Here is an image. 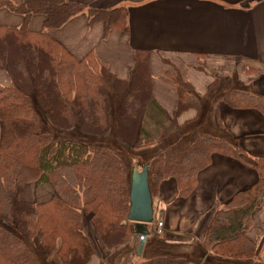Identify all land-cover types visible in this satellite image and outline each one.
<instances>
[{
    "label": "trees",
    "instance_id": "1",
    "mask_svg": "<svg viewBox=\"0 0 264 264\" xmlns=\"http://www.w3.org/2000/svg\"><path fill=\"white\" fill-rule=\"evenodd\" d=\"M2 10L20 16L22 23L0 27V73L10 81L0 85V264H88L93 248L87 233L107 246L128 235L123 222L129 175L112 151L89 143L108 130L105 80L111 74L92 53L76 60L49 33L83 13L90 27L103 25L105 35L111 29L125 32L127 11H102L66 0H0ZM34 16L43 20L40 32L28 28ZM145 66V59H139L129 82L113 83L122 87L117 91L127 90L119 104V134L139 128L149 103L151 81L146 83L141 73ZM173 84L179 106L190 99L192 107L198 106L180 78ZM226 102L264 116V99L248 93L228 95ZM75 131L79 137H71ZM213 154L241 160L243 151L200 135L149 168L151 192L172 179L179 198H188ZM256 169L257 183L217 211L207 229L205 244L219 258L244 261L256 255L257 246L244 232L264 195V159ZM47 184L53 189L48 201L20 199L28 186Z\"/></svg>",
    "mask_w": 264,
    "mask_h": 264
},
{
    "label": "crops",
    "instance_id": "2",
    "mask_svg": "<svg viewBox=\"0 0 264 264\" xmlns=\"http://www.w3.org/2000/svg\"><path fill=\"white\" fill-rule=\"evenodd\" d=\"M66 1L102 11L126 9L125 32L111 29L105 35L103 25L90 27L83 13L49 37L76 60L94 54L113 79L122 82H128L137 61L145 59L151 77L150 98L138 135L167 131L172 134L169 140H181L177 147L209 135L243 151L241 160L213 154L186 199L179 198L172 179L157 185L156 192H151L154 221L133 264H262L264 195L244 232L257 246L254 258H219L205 240L214 214L257 183L256 163L264 159V116L226 102L228 95L236 96L234 92L264 99V0ZM21 23L20 16L0 11V27L18 28ZM42 24V18L34 16L28 28L40 32ZM172 67L186 84L187 95L198 103L196 108L191 99L186 107L179 106L173 82L164 76ZM192 133L196 135L186 140ZM145 164L150 165L147 160ZM48 197L31 185L20 194L21 200L32 203ZM158 222L163 224L161 235L155 233ZM98 260L95 256L88 264H99Z\"/></svg>",
    "mask_w": 264,
    "mask_h": 264
},
{
    "label": "rangeland",
    "instance_id": "3",
    "mask_svg": "<svg viewBox=\"0 0 264 264\" xmlns=\"http://www.w3.org/2000/svg\"><path fill=\"white\" fill-rule=\"evenodd\" d=\"M133 69L134 70L132 74L130 75L129 81L132 79V76L135 72V68ZM167 71L168 72L164 73V76L166 78L168 77L171 82L176 81L180 76L179 72L173 67L171 69H168ZM141 73H142V76H145L146 83H148L149 80L151 81L148 66H145V69L142 70ZM111 78H112L111 80H105L107 103H108V108H109L108 130L104 136L98 137V139L96 140L94 139L90 141L89 143H91L94 147H101V148L112 151L117 157L121 159V162L126 166L127 173L129 176H130V170L133 166H142L143 164L146 163V160H147L150 164L149 165V168H150L155 162L168 156L169 153L176 152L177 150L179 149L181 150L184 148L183 146L185 144L180 147H177V145L179 146V144L181 143V140L180 141L177 140L178 141L177 143H174L172 139L169 140L172 134L167 131H163L161 133H151L150 135H147V136L145 135L140 136L138 135V133H136L138 128H135V130L130 132V134L122 135V132L119 134L117 130L119 104H120L122 96L127 90H124V91L120 90V92L117 91L118 89H121L122 87L120 86H116V88L113 87V83L115 82V80L113 79V76H111ZM9 83L10 81L8 79V76L5 73H0V85H7ZM234 93L236 94V92ZM186 106L187 104L184 105V107ZM144 111L142 112L141 119H142ZM75 134H76V131L74 133L72 132L70 135L71 137H77L78 135H75ZM182 134H184V132H182ZM194 135L196 134L192 133L188 135L186 137V140L189 138H190L189 140H191V138ZM138 138L140 142H139V145L137 146L134 142ZM31 186L33 189L34 187H37L38 191L45 192V194L48 193L49 197L52 198L53 189L50 185L47 184V185H42V186H35V185H31ZM152 192L153 193L156 192L155 186L152 188ZM124 222H126V219L124 220ZM125 225L128 230V235L123 237L124 239H122L121 243H118L115 246H107L103 244L101 241L97 240L94 237L93 233L91 234L87 233L88 235L86 234V236L88 237V239H90V242L93 248V256L91 259H93V257L96 256V258L99 259L98 260L99 264H133V262H135L137 259V255H136L137 254L136 249L138 246L137 236L133 233L132 223L128 222ZM94 238L96 240H94ZM155 238L156 237H154V239ZM151 241H154V240L152 239ZM149 244H150V240L147 241V245ZM49 264H55V262L51 260V262L49 261Z\"/></svg>",
    "mask_w": 264,
    "mask_h": 264
},
{
    "label": "water",
    "instance_id": "4",
    "mask_svg": "<svg viewBox=\"0 0 264 264\" xmlns=\"http://www.w3.org/2000/svg\"><path fill=\"white\" fill-rule=\"evenodd\" d=\"M154 221L152 194L149 184V165L133 166L129 176V209L124 224H133V233L139 236L137 255H141L148 226Z\"/></svg>",
    "mask_w": 264,
    "mask_h": 264
},
{
    "label": "built area",
    "instance_id": "5",
    "mask_svg": "<svg viewBox=\"0 0 264 264\" xmlns=\"http://www.w3.org/2000/svg\"><path fill=\"white\" fill-rule=\"evenodd\" d=\"M155 233L157 235H161L163 233V224L161 222H158L155 227Z\"/></svg>",
    "mask_w": 264,
    "mask_h": 264
}]
</instances>
